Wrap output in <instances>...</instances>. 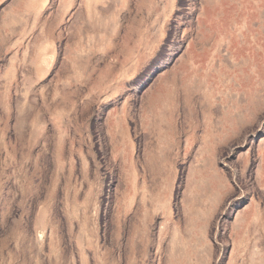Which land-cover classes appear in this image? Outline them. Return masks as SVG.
<instances>
[{"label":"rangeland","instance_id":"1","mask_svg":"<svg viewBox=\"0 0 264 264\" xmlns=\"http://www.w3.org/2000/svg\"><path fill=\"white\" fill-rule=\"evenodd\" d=\"M0 264H264V0H0Z\"/></svg>","mask_w":264,"mask_h":264}]
</instances>
